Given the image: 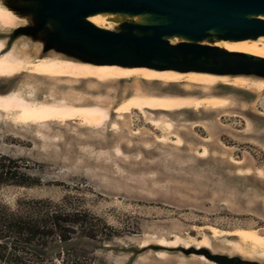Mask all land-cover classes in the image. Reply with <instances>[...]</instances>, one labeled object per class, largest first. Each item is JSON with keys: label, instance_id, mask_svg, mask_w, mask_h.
<instances>
[{"label": "rangeland", "instance_id": "obj_1", "mask_svg": "<svg viewBox=\"0 0 264 264\" xmlns=\"http://www.w3.org/2000/svg\"><path fill=\"white\" fill-rule=\"evenodd\" d=\"M20 23L16 17L12 27L0 24V31L10 32ZM0 37L21 57H43L41 46L25 36L9 42L5 35L0 33ZM113 55L124 58L121 53ZM148 61L161 66L182 62L163 55H151ZM24 74L12 81L2 78L0 90L6 92L14 83L36 99L52 93L76 101H88L93 93H106L115 104L138 88L182 90L181 84L165 88L163 82L143 78L103 82ZM217 90L235 93V106L210 112L186 109L173 114L177 130L188 142L181 148L155 138H149L148 148V140L137 136L129 149L127 141L109 130L110 124L106 129L109 141L101 145L91 137L96 133L80 122L71 121L66 127L52 124L42 138L38 127L24 128L12 118L0 119V156H4L0 158V170L12 172L27 183H0V202L14 204L24 197L50 200V207L63 214L65 233L78 232L72 234V252L90 264H183L184 260L188 264H208L192 254L198 251L264 262V247L227 232L214 235L209 229L210 225L226 231L247 227L264 233V177L258 173L239 175L238 166L229 159L233 155L245 159L246 165L264 168V90L224 84ZM195 93L203 95L201 89ZM193 120L203 124L194 126ZM128 121L131 130L161 133L139 110L129 114ZM207 137L210 142H206ZM121 141L124 153L119 154L116 145ZM202 144L219 154L200 158L194 150ZM207 234L213 249L197 250L196 241L191 249L169 250L155 244L161 237L180 235L199 241ZM150 241L154 243L147 245ZM159 250L168 251L169 257H160Z\"/></svg>", "mask_w": 264, "mask_h": 264}, {"label": "bare ground", "instance_id": "obj_2", "mask_svg": "<svg viewBox=\"0 0 264 264\" xmlns=\"http://www.w3.org/2000/svg\"><path fill=\"white\" fill-rule=\"evenodd\" d=\"M103 16V14L92 15L89 19L98 25L102 23L111 27L112 22ZM112 16L120 17L118 15ZM15 19L16 15L14 12L0 4V24L4 28L12 27ZM174 39L181 41L177 37ZM202 43L207 44L209 42L203 41ZM212 44L230 51L264 58V37H260L254 41L217 40ZM22 73H25L24 75L27 73L35 77L51 78L54 80L69 78L74 81L95 78L103 82H110L122 79L143 78L148 81L163 82L165 88H169L174 84H181V91H172L171 89L145 91L138 88L117 104H115L113 97L106 93H93L90 95L88 101H76L66 97H58L52 93L47 94L46 97L36 99L34 95H28V92V94H24L14 83L9 86L8 91L2 92L0 90V119L2 120L12 118L14 123L24 128L38 127V133L43 135L42 138L45 135L43 131L48 130L52 124L59 123L61 126L66 127L71 121L80 122L84 127H88L96 133L91 137L101 145L109 141L106 129L110 124L109 130L116 133L122 141H127L129 149L134 147L133 137L137 136L148 140L146 141L148 148L151 145L149 138H155L156 141L165 145L173 144L180 148L183 147L188 142L184 135L177 130V119L173 114L186 109L196 111L206 110L210 112L234 107L237 96L233 92L218 91L217 87L220 84L257 92L264 90V78L246 75L230 76L196 71L176 72L173 70H157L148 67L129 68L119 65H94L59 56H43L34 60L28 56L21 57L17 55L13 49L7 48L3 38L0 37V80L7 78L12 81ZM37 84L39 85V83ZM196 89H201L203 95L195 93ZM135 110L141 111L146 116L148 115L149 123L155 129L161 131V133L143 132L140 129L131 130L128 116ZM193 122L194 126L203 124L194 120ZM249 124H251L250 120ZM203 127L209 129L206 124ZM182 129L187 130V127H183ZM57 138L59 139V137ZM205 140L206 142H210L211 138L207 137ZM122 141L121 144L118 143L116 145V150L119 154L124 153ZM225 147L229 148V146ZM194 153L203 159H209L212 155L219 154L217 151H212L208 144H202L200 148L194 150ZM229 159L233 164L238 166L237 173L239 175L250 176L258 173L264 177L263 167L255 168L252 165H246L247 161L245 159H240L233 155H230ZM217 226H209L210 231L214 235L227 232L228 234L239 236L243 240H250L257 246L264 247V233L256 228L239 227L226 231ZM193 241L198 242V245L195 246V242ZM153 243L150 241L147 245ZM155 244L167 247L169 250L182 247L191 249L194 246L197 250L213 249V242L208 234L203 236L199 241L196 239H186L180 235L173 239L161 237ZM158 254L163 258L169 257L168 251L159 250ZM192 254L208 264H218L208 256L214 254V252L206 253L198 251ZM183 264L188 263L184 260Z\"/></svg>", "mask_w": 264, "mask_h": 264}, {"label": "water", "instance_id": "obj_3", "mask_svg": "<svg viewBox=\"0 0 264 264\" xmlns=\"http://www.w3.org/2000/svg\"><path fill=\"white\" fill-rule=\"evenodd\" d=\"M6 5L20 24L28 26L22 36L41 46L43 56L52 53L94 65L264 78L263 57L212 44L264 37V0H21ZM99 14L114 25L89 19ZM115 53L124 58H115ZM151 55L190 57L191 62L207 56L221 66L187 61L161 66L148 61ZM208 256L220 264H264L239 256Z\"/></svg>", "mask_w": 264, "mask_h": 264}, {"label": "trees", "instance_id": "obj_4", "mask_svg": "<svg viewBox=\"0 0 264 264\" xmlns=\"http://www.w3.org/2000/svg\"><path fill=\"white\" fill-rule=\"evenodd\" d=\"M0 183L27 185L5 170H0ZM50 204L28 197L14 204L0 202V264H90L72 252V234L78 232L66 234L63 214Z\"/></svg>", "mask_w": 264, "mask_h": 264}, {"label": "flooded vegetation", "instance_id": "obj_5", "mask_svg": "<svg viewBox=\"0 0 264 264\" xmlns=\"http://www.w3.org/2000/svg\"><path fill=\"white\" fill-rule=\"evenodd\" d=\"M19 1H21V0H0V4L7 7L6 4H8L9 6H11L12 3H13V5H16V3ZM27 28H28V26H26V24L22 23L20 25L15 26L10 32H8L6 30H1L0 33L2 35H5L6 38L8 39L7 41L9 42V41H11V39H17L18 37L22 36L25 32H27ZM178 59H180L182 62L187 61L190 63H200L201 65L211 67V68H214V66L219 65V63L215 59H213L212 57H207V56H204V57H202V58H200L194 62L190 61V57L186 58V57L179 56ZM219 66H221V64Z\"/></svg>", "mask_w": 264, "mask_h": 264}]
</instances>
